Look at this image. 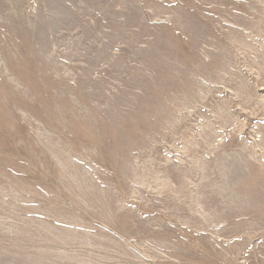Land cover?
<instances>
[{
    "label": "rangeland",
    "instance_id": "obj_1",
    "mask_svg": "<svg viewBox=\"0 0 264 264\" xmlns=\"http://www.w3.org/2000/svg\"><path fill=\"white\" fill-rule=\"evenodd\" d=\"M0 264H264V0H0Z\"/></svg>",
    "mask_w": 264,
    "mask_h": 264
}]
</instances>
